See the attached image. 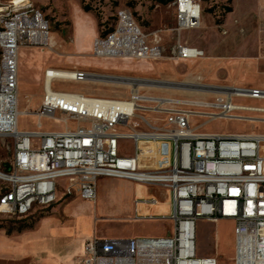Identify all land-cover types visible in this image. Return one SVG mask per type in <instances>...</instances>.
<instances>
[{
  "label": "built area",
  "instance_id": "built-area-1",
  "mask_svg": "<svg viewBox=\"0 0 264 264\" xmlns=\"http://www.w3.org/2000/svg\"><path fill=\"white\" fill-rule=\"evenodd\" d=\"M173 5L175 26L169 31L178 39L171 57L183 61L204 57L203 49L181 39L183 32L201 26V1L175 0ZM115 23L119 30L95 38L93 56L142 61L165 57L164 30L146 32L128 8L118 10ZM53 44L41 7L33 0H0V137L13 143L11 164L0 170L6 187L0 214L26 216L35 208L53 205L60 193L95 202L100 178L123 179L169 199L170 211L160 218L172 222L171 231L129 238L95 234L84 242L78 264H218L215 256L198 255L197 224L220 219L235 223V264H264V132L201 130L218 119L264 126V87L242 85L240 101L229 100L226 94L204 95L202 89L189 90L198 98L181 97L168 91H188L182 81L162 87V80L148 79V85L133 87L138 76H129L122 82L130 88L128 96L99 97L56 90L55 75L48 79L45 71L42 102L30 113L37 128H22L20 51ZM64 75V80L72 81L111 80V75L85 70ZM124 100H132L135 114H123ZM59 114L66 117L60 119ZM197 117L206 120L197 123ZM45 118L64 127L44 129ZM159 202L156 195L140 197L136 211L139 204Z\"/></svg>",
  "mask_w": 264,
  "mask_h": 264
},
{
  "label": "rangeland",
  "instance_id": "rangeland-1",
  "mask_svg": "<svg viewBox=\"0 0 264 264\" xmlns=\"http://www.w3.org/2000/svg\"><path fill=\"white\" fill-rule=\"evenodd\" d=\"M174 1L164 3L161 0H33L51 22L54 44L48 48L26 46L20 51V110L26 113L21 115L20 127L37 128V119L30 113H33L42 102L45 71L50 68L85 70L102 76L111 75V80L106 77L80 82L61 80L56 81L54 85L56 90L99 97L128 96L130 88L122 82H127L129 76H138L133 80V87L148 85V79L162 80V87H171L182 81L188 91L168 92L194 98H198V95L189 90L202 89L204 95L214 96L216 93L225 92L226 87L231 89L243 88L242 85L264 86V0H200L203 7L202 24L198 29L183 32L181 39L203 49L205 56L184 61L171 57V47L178 39L176 33L169 31L175 26ZM84 6H88V10H85ZM122 8L130 9L146 32L160 29L165 31L164 58L156 61L104 59L93 56L90 49L83 48L90 40L94 42L98 35H104L114 27L117 12ZM199 84L201 88L197 86ZM157 92L165 93L166 90ZM65 117L63 114L58 115L60 119ZM205 120L196 118L197 123ZM42 124L44 129L48 130L64 127V124L56 119L45 118ZM201 130L222 133L264 132V126L253 128L249 123L218 119L206 123ZM126 147L128 151H132L131 143ZM12 159V141L0 137V170L8 169ZM5 188L4 182L0 179V196ZM134 194L136 191L133 185L126 180L99 179L97 199L91 209L84 203L86 199L80 202V208L87 209L88 212L86 211L87 215L85 214L83 218L79 216L81 224L79 223L70 234L73 238L72 248L78 245L81 237L88 231L85 227L88 223L96 226L98 234L102 237L107 235L105 232L109 230L113 232L117 228H124L125 232H129L132 224L129 215ZM158 194L160 199L165 201V196L162 193ZM62 202L63 200H60L48 207L35 208L26 216L10 217L0 214V243L14 235L33 232L40 219L50 215L53 206ZM151 210L157 212L155 207ZM89 212L91 214H88ZM22 223H33L34 226L17 232L16 229ZM234 225L233 220L226 219L217 222L199 221L198 255L215 256L218 264H235ZM165 226L168 225L151 223L148 226L150 230L148 236L160 233ZM10 228L14 231L8 234L7 230ZM44 252L46 253L43 255L23 257L0 254V264H62L58 257L62 255L63 250L53 249L50 253ZM79 256V252L72 254L74 264H78Z\"/></svg>",
  "mask_w": 264,
  "mask_h": 264
},
{
  "label": "crops",
  "instance_id": "crops-1",
  "mask_svg": "<svg viewBox=\"0 0 264 264\" xmlns=\"http://www.w3.org/2000/svg\"><path fill=\"white\" fill-rule=\"evenodd\" d=\"M93 40H90L87 46L83 48H88L92 51L93 49ZM119 60H130L131 59H119ZM142 61V60H140ZM115 74H124V73H115ZM128 75V74H124ZM20 84V80H19ZM264 87V86H262ZM101 179V178H100ZM123 180V179H122ZM126 182L131 183L136 191L133 198V205L131 206V214L130 220L132 224L130 225L129 232H125L124 228H120L113 232L109 230L104 237H118V238H129V237H140V236H148L150 234L149 225L151 223H164L168 226H165L163 230L158 234H153L151 236H162L171 231L172 222L166 218H160L162 214H168L170 211V201L167 197H165V201H162L159 197V192H155L154 190L137 184L132 181L126 180ZM99 183V180L97 184ZM145 187V188H144ZM157 193V194H155ZM59 200H63L59 205H55L52 208L51 214L44 216L38 222V226L31 233H26L25 235H14L12 237L7 238L3 243H0V254L7 255L10 257H23V256H32V255H43L48 251L50 253L53 249L63 250V253L60 257H58L62 264H74L72 261V254L75 252H79L81 254L82 244L87 239H89L93 235H98V228L96 226H91V223H88L87 227L88 231L83 235L80 239L78 245L73 246L72 248V240L70 234L77 227V225L81 224V218L87 215L88 210L80 208V202L84 201L80 197L76 196H64L62 198V193H60ZM151 195H156L160 202L155 205H144L139 204L136 211V199L140 197H148ZM66 198V199H65ZM57 201V202H58ZM83 203V202H82ZM86 205H89L88 208L95 204L93 201L87 200L84 202ZM153 207L156 208V213L151 209ZM87 208V207H86ZM87 211V212H86ZM91 211V210H90ZM86 214V215H85ZM88 214H91L89 212ZM81 216V218H79ZM87 218V217H86ZM79 220V221H77ZM92 219H90L91 221ZM86 222V219H85ZM84 225V224H82ZM81 225V226H82ZM116 229V228H113ZM55 235V236H53Z\"/></svg>",
  "mask_w": 264,
  "mask_h": 264
},
{
  "label": "bare ground",
  "instance_id": "bare-ground-1",
  "mask_svg": "<svg viewBox=\"0 0 264 264\" xmlns=\"http://www.w3.org/2000/svg\"><path fill=\"white\" fill-rule=\"evenodd\" d=\"M41 15L43 16V20L45 21V28L48 29V34H52L51 22L46 17V15L42 11V9H41ZM113 30H119V23H115L114 27H112V30H110L109 32H107L103 36L112 35L113 34ZM46 71H49L48 79H51V77H53L55 75V82L64 80V76H65L64 72L65 73H73V71H70V70L54 69V68L47 69ZM84 80H86V77H77V81L78 82L84 81ZM225 94H226V98L229 99V100L240 99V98L244 97V89L243 88H231V89H227V91H225V92L216 93L214 96L225 95ZM122 112H123V114H126V115L135 114V107L132 106V100H124L123 101V103H122ZM24 113L25 112H22V114H24Z\"/></svg>",
  "mask_w": 264,
  "mask_h": 264
},
{
  "label": "trees",
  "instance_id": "trees-1",
  "mask_svg": "<svg viewBox=\"0 0 264 264\" xmlns=\"http://www.w3.org/2000/svg\"><path fill=\"white\" fill-rule=\"evenodd\" d=\"M163 1L164 3H168L169 1L171 0H161ZM85 10H88V6H84ZM101 25V24H100ZM109 30H112V28H110ZM34 226L33 223H30V224H27V223H22L17 229L16 231L17 232H21L23 231L24 229H27V228H32ZM1 227V226H0ZM14 231L13 228H10L9 230H7V233L8 234H11L12 232Z\"/></svg>",
  "mask_w": 264,
  "mask_h": 264
}]
</instances>
